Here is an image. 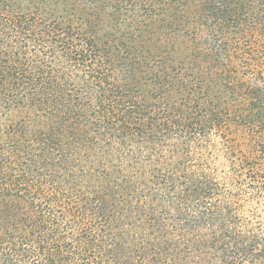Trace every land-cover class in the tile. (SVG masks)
I'll return each instance as SVG.
<instances>
[{
	"label": "trees",
	"instance_id": "obj_1",
	"mask_svg": "<svg viewBox=\"0 0 264 264\" xmlns=\"http://www.w3.org/2000/svg\"><path fill=\"white\" fill-rule=\"evenodd\" d=\"M11 2L0 264H264V0Z\"/></svg>",
	"mask_w": 264,
	"mask_h": 264
},
{
	"label": "rangeland",
	"instance_id": "obj_2",
	"mask_svg": "<svg viewBox=\"0 0 264 264\" xmlns=\"http://www.w3.org/2000/svg\"><path fill=\"white\" fill-rule=\"evenodd\" d=\"M51 3H47V2ZM12 0L11 4L18 10L38 9L41 14L50 17H67L70 13H67L62 7L64 5L68 6L73 2V0ZM75 10V9H73ZM124 28H130V26Z\"/></svg>",
	"mask_w": 264,
	"mask_h": 264
}]
</instances>
